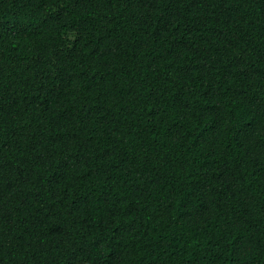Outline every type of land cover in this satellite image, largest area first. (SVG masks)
<instances>
[{
  "label": "trees",
  "instance_id": "1",
  "mask_svg": "<svg viewBox=\"0 0 264 264\" xmlns=\"http://www.w3.org/2000/svg\"><path fill=\"white\" fill-rule=\"evenodd\" d=\"M0 264H264V0H0Z\"/></svg>",
  "mask_w": 264,
  "mask_h": 264
}]
</instances>
